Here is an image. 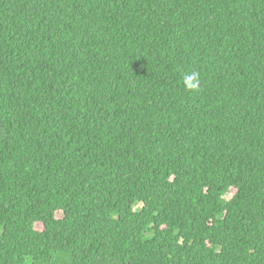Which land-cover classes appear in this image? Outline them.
Segmentation results:
<instances>
[{
  "label": "trees",
  "instance_id": "obj_1",
  "mask_svg": "<svg viewBox=\"0 0 264 264\" xmlns=\"http://www.w3.org/2000/svg\"><path fill=\"white\" fill-rule=\"evenodd\" d=\"M0 264H264V0H0Z\"/></svg>",
  "mask_w": 264,
  "mask_h": 264
},
{
  "label": "clouds",
  "instance_id": "obj_2",
  "mask_svg": "<svg viewBox=\"0 0 264 264\" xmlns=\"http://www.w3.org/2000/svg\"><path fill=\"white\" fill-rule=\"evenodd\" d=\"M183 84L189 92L196 93L200 90L199 73L192 72L183 76Z\"/></svg>",
  "mask_w": 264,
  "mask_h": 264
},
{
  "label": "rangeland",
  "instance_id": "obj_3",
  "mask_svg": "<svg viewBox=\"0 0 264 264\" xmlns=\"http://www.w3.org/2000/svg\"><path fill=\"white\" fill-rule=\"evenodd\" d=\"M56 215H57V216H60V213H57Z\"/></svg>",
  "mask_w": 264,
  "mask_h": 264
}]
</instances>
